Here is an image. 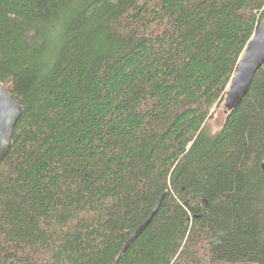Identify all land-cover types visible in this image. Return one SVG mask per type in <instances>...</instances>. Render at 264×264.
<instances>
[{"label":"trees","instance_id":"obj_1","mask_svg":"<svg viewBox=\"0 0 264 264\" xmlns=\"http://www.w3.org/2000/svg\"><path fill=\"white\" fill-rule=\"evenodd\" d=\"M264 0H0V264H264V63L209 123Z\"/></svg>","mask_w":264,"mask_h":264},{"label":"water","instance_id":"obj_2","mask_svg":"<svg viewBox=\"0 0 264 264\" xmlns=\"http://www.w3.org/2000/svg\"><path fill=\"white\" fill-rule=\"evenodd\" d=\"M264 63V18L259 23L256 32L245 47L243 54L237 64L224 97L225 112L234 109L246 95L255 72ZM22 108L18 101L0 83V162L7 155L11 146L14 127L21 115ZM260 168L264 173V153L260 161ZM161 203L157 201L147 218L132 233L125 242L120 255L127 247L146 229L156 214ZM118 258L115 263H117Z\"/></svg>","mask_w":264,"mask_h":264},{"label":"rangeland","instance_id":"obj_3","mask_svg":"<svg viewBox=\"0 0 264 264\" xmlns=\"http://www.w3.org/2000/svg\"><path fill=\"white\" fill-rule=\"evenodd\" d=\"M225 115L224 100L219 107L216 108L214 117L209 123V130L211 133L216 132L222 125V121Z\"/></svg>","mask_w":264,"mask_h":264}]
</instances>
